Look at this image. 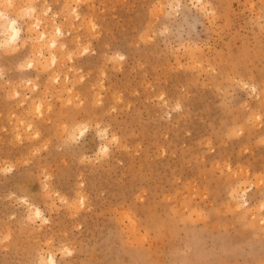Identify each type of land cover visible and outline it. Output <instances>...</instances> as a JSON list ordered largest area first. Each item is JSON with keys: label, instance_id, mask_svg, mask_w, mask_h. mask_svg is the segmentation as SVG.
Returning a JSON list of instances; mask_svg holds the SVG:
<instances>
[{"label": "rangeland", "instance_id": "rangeland-1", "mask_svg": "<svg viewBox=\"0 0 264 264\" xmlns=\"http://www.w3.org/2000/svg\"><path fill=\"white\" fill-rule=\"evenodd\" d=\"M31 1L0 0V264H264V0Z\"/></svg>", "mask_w": 264, "mask_h": 264}, {"label": "bare ground", "instance_id": "bare-ground-1", "mask_svg": "<svg viewBox=\"0 0 264 264\" xmlns=\"http://www.w3.org/2000/svg\"><path fill=\"white\" fill-rule=\"evenodd\" d=\"M5 1V3H6V5L7 6H9V7H16L17 9H18V11L19 10H21V12L23 13V11H25L26 13H27V15L28 16H30V17H32V16H34L35 17V20H36V23H34L33 25L35 26L34 28L36 29V27H38L39 26V23L41 22V19H42V17H40V15L38 14V9H37V6L35 5V4H33L32 3V1L31 0H29L28 1V5L26 6V5H24L25 6V8H24V6L21 4V5H19L18 3H17V1L18 0H4ZM198 1V0H197ZM199 2V1H198ZM0 3H2V2H0ZM20 3V2H19ZM35 3V2H34ZM204 3H206V1L204 2ZM8 7V8H9ZM23 7V8H22ZM51 7V6H50ZM53 8V7H52ZM202 8V7H201ZM204 8V7H203ZM15 9V8H14ZM48 9V8H47ZM9 10L10 9H1L0 10V14H6L7 15V18H8V21H5V19L3 18V15H0V22H1V30H2V33H3V35H4V39H3V44H6V45H11V46H14L13 44H16L18 41H19V39H21L22 38V32H23V29H22V26L20 25V23H19V21H18V18H15V17H13V16H11L10 15V13H9ZM23 10V11H22ZM40 11V10H39ZM48 11V10H47ZM70 11V10H69ZM210 11H212V10H210ZM24 12V13H25ZM23 13V14H24ZM40 13V12H39ZM30 14V15H29ZM40 14H42V12L40 13ZM22 15V14H21ZM44 15H46V14H44ZM54 16H56V15H54ZM48 19V18H47ZM11 20H15L16 21V24H15V27L17 28V29H19V31H20V35H19V37H18V39L14 42V43H12V44H8L7 43V41H8V39H9V36L11 35V33L7 30L8 29V22L9 21H11ZM55 21V20H54ZM48 23V22H47ZM55 24H57V22L55 23ZM48 25H50V22L48 23ZM48 25H47V27H48ZM47 27L45 28V29H43L38 35H36L37 36V38H38V40L39 41H42L39 45H38V53H39V55L42 57V58H44V63L45 62H50V60L54 63L55 62V60H56V57H57V55H56V49H58L59 48V43H60V41H59V36H60V34H64V31H63V27L61 26V25H56V27H55V33L54 34H52V33H50L51 32V30L49 31L48 29H47ZM32 28V29H31ZM31 28H29L28 27V29H29V36L31 37L30 39H32V36H34L33 35V27L31 26ZM39 28V27H38ZM37 28V29H38ZM49 28V27H48ZM34 29V30H35ZM53 29V28H52ZM54 31V30H53ZM36 33H38V32H36ZM57 34H59V36H57ZM62 36V35H61ZM34 39V38H33ZM28 40V39H27ZM37 40V41H38ZM38 41V42H39ZM2 42V41H1ZM27 43V42H26ZM45 44H47L49 47V49L50 48H53L52 50L50 49V53L52 54L50 57H49V55H48V57H46L45 56V50H44V46H45ZM61 44L64 46L65 44H64V42H61ZM17 45V44H16ZM34 45H35V43H34ZM15 47V46H14ZM13 47V48H14ZM46 48V47H45ZM64 48V47H63ZM66 48H67V46H66ZM6 49V48H5ZM60 49V48H59ZM65 49V48H64ZM7 50V49H6ZM56 52V53H55ZM37 53V54H38ZM39 57V56H38ZM30 59V58H29ZM48 59H50V60H48ZM35 60V62L36 63H38L39 61L38 60H36V59H34ZM34 60L32 61V60H30L29 62L31 63V64H33V65H35L34 64ZM38 61V62H37ZM26 62V61H25ZM25 62H24V65H25ZM43 62H40L41 64L43 63ZM28 63V62H27ZM27 63H26V66H27ZM39 63V64H40ZM29 64V63H28ZM49 64V63H48ZM1 65V64H0ZM30 65V64H29ZM28 65V66H29ZM43 66V65H42ZM2 67V66H1ZM3 69V68H2ZM2 70H1V68H0V73H2L1 72ZM255 86V85H254ZM256 87V86H255ZM256 89V88H255ZM20 93V92H19ZM41 101V100H40ZM41 105H43V104H39L38 103V106L39 107H41ZM39 109H41V111H42V108H39ZM47 109V108H46ZM46 109H45V111H46ZM29 124V123H28ZM83 128L84 127H81L80 129H79V133H80V131H82L83 130ZM72 132V131H71ZM108 147L109 146H107L106 145V149L108 150ZM105 151V150H104ZM248 192V191H247ZM26 200V199H25ZM34 210H35V212L38 214V216H41V217H44L42 214V210L41 209H39V208H34ZM37 217V216H36ZM45 219V218H44ZM47 259H48V261L51 259L53 262H54V264H56V258H55V256H54V254H53V252L51 253V255L49 256V257H46ZM44 261H45V259H44ZM46 262V261H45Z\"/></svg>", "mask_w": 264, "mask_h": 264}, {"label": "clouds", "instance_id": "clouds-1", "mask_svg": "<svg viewBox=\"0 0 264 264\" xmlns=\"http://www.w3.org/2000/svg\"><path fill=\"white\" fill-rule=\"evenodd\" d=\"M0 15H3V18L5 19V21H8V18H7V15H6V14H0ZM15 24H16V21H15V20H11V21L8 22V29H7V30L11 33V35L9 36V39H8V41H7L8 44H12V43H14V42L18 39V37H19V35H20V31H19V29H17V28L15 27ZM30 66H31V65H29V67H30ZM244 87H248V85H245ZM252 90L255 91V86H253ZM87 131H88V128L85 126V127L83 128V130L80 131V133H79V137H77V139L83 137L84 134H85ZM101 135H102V133H101ZM8 171H11V169H8ZM41 264H44V262L42 261ZM48 264H54V262L50 259V260L48 261Z\"/></svg>", "mask_w": 264, "mask_h": 264}]
</instances>
